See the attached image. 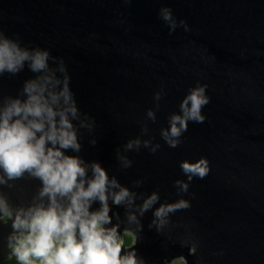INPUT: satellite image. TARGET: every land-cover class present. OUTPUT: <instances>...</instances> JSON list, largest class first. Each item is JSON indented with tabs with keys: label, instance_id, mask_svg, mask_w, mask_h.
<instances>
[{
	"label": "water",
	"instance_id": "95a60500",
	"mask_svg": "<svg viewBox=\"0 0 264 264\" xmlns=\"http://www.w3.org/2000/svg\"><path fill=\"white\" fill-rule=\"evenodd\" d=\"M5 40L49 59L38 74L26 61L18 74L0 75V109L24 101L25 83L39 75L51 78L41 81L47 104L66 110L73 105L51 95L68 78L76 114L67 118L78 147H54L78 160L85 191L95 166L105 172V200L88 201V218L107 207L101 224L105 234L114 230L121 258L264 264V0H0ZM200 88L209 101L203 122L182 108ZM36 120L47 132L46 118ZM200 160L205 177L183 170ZM43 188L28 172L9 179L0 168V209L10 210L0 211V264L13 254L12 237L27 234L13 229L15 216L53 207ZM77 190L55 195L58 212ZM181 202L188 206L156 215Z\"/></svg>",
	"mask_w": 264,
	"mask_h": 264
},
{
	"label": "clouds",
	"instance_id": "9594fccd",
	"mask_svg": "<svg viewBox=\"0 0 264 264\" xmlns=\"http://www.w3.org/2000/svg\"><path fill=\"white\" fill-rule=\"evenodd\" d=\"M165 19H170L165 15ZM49 53L36 50L30 54L22 50L17 44L5 40L0 43V75L4 73L18 74L25 67V62L30 61L28 68L33 73H40L48 68ZM48 76H37L36 79L25 83L24 93L26 99H13L6 107L0 109V168L9 179L21 177L25 172L40 179L44 188L41 195L49 194L52 197L53 207L35 209L22 218L20 214L15 216L12 227L16 232H25L26 235L12 237L17 245L13 252L18 264H135L133 257L121 258L122 244L112 233L105 234L101 221L107 222V207L103 212L88 213V201L99 194L100 201L105 200L104 191L107 182L105 172L97 165L94 167L95 179H93L85 191L82 185H78V177L84 176V169L80 167L75 158L64 156L54 146L59 144L61 149L78 147L75 134L67 113L76 114L75 101L69 88L68 78H65L63 89L58 94H52L53 103L63 98L65 104L73 106L66 110H54L47 104L44 97L45 86L41 81H48ZM61 81L56 80L55 84ZM203 88L194 90L182 104L187 119L203 122L200 115L203 105L209 101L203 95ZM191 102L190 110L186 107ZM59 116L57 122L56 117ZM30 117L32 119H30ZM36 118L48 123V131L45 132V124L37 122ZM182 128L187 129L186 119L174 117ZM59 123V128L57 127ZM37 133H43L37 137ZM173 136L180 135V129L173 124L171 128ZM50 142L53 147L46 148ZM175 147V144H173ZM182 168L186 173L203 178L208 173L207 162L200 160L197 163H183ZM186 187V186H185ZM71 207L66 211H57L55 207V195H67L73 193ZM116 198L119 203L123 196ZM185 202L170 205L167 209L161 208L156 212L157 216L173 211L176 208L187 207ZM0 211H10L6 205ZM12 214V212H11ZM77 230L79 240H77ZM14 243H10L11 247Z\"/></svg>",
	"mask_w": 264,
	"mask_h": 264
},
{
	"label": "trees",
	"instance_id": "16d2710c",
	"mask_svg": "<svg viewBox=\"0 0 264 264\" xmlns=\"http://www.w3.org/2000/svg\"><path fill=\"white\" fill-rule=\"evenodd\" d=\"M124 244L127 245V244H130L132 241H131V236L130 235H127V234H124ZM15 261H16V257H15V254H13L10 259L8 261L5 262V264H15ZM174 264H184L183 262H175Z\"/></svg>",
	"mask_w": 264,
	"mask_h": 264
},
{
	"label": "rangeland",
	"instance_id": "374dc122",
	"mask_svg": "<svg viewBox=\"0 0 264 264\" xmlns=\"http://www.w3.org/2000/svg\"><path fill=\"white\" fill-rule=\"evenodd\" d=\"M183 262L182 260H174L172 263L170 264H174L175 262ZM15 264H18L17 260L15 261ZM37 264H42V262H37Z\"/></svg>",
	"mask_w": 264,
	"mask_h": 264
},
{
	"label": "flooded vegetation",
	"instance_id": "af4514ba",
	"mask_svg": "<svg viewBox=\"0 0 264 264\" xmlns=\"http://www.w3.org/2000/svg\"><path fill=\"white\" fill-rule=\"evenodd\" d=\"M125 234L130 235V234H128V233H125ZM130 236H131V235H130ZM131 241L133 242V238H132V237H131ZM124 242H125V240H124V238H123V243H124ZM132 242H131L130 244H127V245H131ZM16 246H17V245H16ZM13 254H14V252H13ZM13 254H12V255H13ZM12 255H11V256H12ZM9 259H10V258H9ZM7 261H8V260H7Z\"/></svg>",
	"mask_w": 264,
	"mask_h": 264
}]
</instances>
